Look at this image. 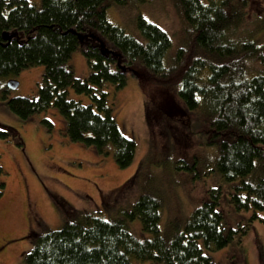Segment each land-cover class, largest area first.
<instances>
[{
  "label": "trees",
  "instance_id": "trees-1",
  "mask_svg": "<svg viewBox=\"0 0 264 264\" xmlns=\"http://www.w3.org/2000/svg\"><path fill=\"white\" fill-rule=\"evenodd\" d=\"M127 2L39 0L36 5L28 0H0V78L14 79L24 69L43 67L37 96L9 98L8 110L25 120L56 109L65 120L70 142L92 147L100 155L111 153L116 166L124 169L133 159L135 144L118 130L105 86L111 85L113 91L123 88L130 73L143 91L148 87L171 91L199 115L205 145L215 147L212 170L220 182L235 183L228 203L237 210L251 209L249 222L253 221L256 212L264 211V0H169L181 24L172 52L170 36L140 16L135 27L144 42L107 20V8ZM69 29L85 34L86 40L79 42ZM3 33L15 36L5 43ZM90 34L114 55L101 54ZM76 50L89 69L84 79L75 78L67 65ZM68 89L90 103L68 98ZM6 94V87L0 89V99H6ZM43 123L52 126L46 119ZM7 136L17 132L0 126V139ZM148 164L149 156L139 168L142 174ZM175 165L189 173L196 169L195 161L178 160ZM3 176L0 168V198ZM144 190L120 215L109 219L70 208L67 216L74 220H65L60 229L29 230L27 238L33 245L25 264H212L198 240L209 252L230 243L236 250L248 230L249 224L225 230L217 209L221 192L216 187L210 199L192 210L180 231L166 236L167 227L165 234L158 229L163 204L158 188ZM135 219L148 238L131 233Z\"/></svg>",
  "mask_w": 264,
  "mask_h": 264
},
{
  "label": "rangeland",
  "instance_id": "rangeland-1",
  "mask_svg": "<svg viewBox=\"0 0 264 264\" xmlns=\"http://www.w3.org/2000/svg\"><path fill=\"white\" fill-rule=\"evenodd\" d=\"M28 1L39 4V0ZM137 16L170 36V52L177 47L175 32L181 24L169 0H128L125 6L106 9L110 23L144 42L135 27ZM67 65L75 78L84 79L89 74L79 50L71 54ZM42 73V66L22 70L14 78L18 81L17 88L7 89L6 99H0V126L17 132V136L0 139V168L5 184L0 198V264H25V256L33 245L27 238L28 231L60 229L65 220H74L67 216V209L87 214L96 212L109 219L120 215L128 203H134L143 188L151 191L154 185L163 201L158 229L165 234L167 227L166 236L180 231L192 210L210 199V191L219 187L217 209L222 213L225 230H237L248 224L249 227L240 236L236 250L230 243L209 252L198 240L202 253L210 257L212 264H264V211L256 212L257 218L249 222L251 209L237 210L228 203L235 183L220 182L219 174L212 170L215 147L205 145L206 137L196 110L187 109L171 91L154 87L141 90L130 73L123 88L113 91L111 85L105 86L118 130L135 144L130 165L120 169L111 153L100 155L92 147L70 142L65 120L56 109L33 114L25 120L8 110L9 98L37 96ZM7 80L0 78V89L5 88ZM67 92L70 99L90 103L87 97L71 89ZM43 119L52 126L48 127ZM18 141L20 146L16 144ZM148 156L149 169L142 174L139 168ZM178 160L195 161L197 173L175 168ZM261 176L264 177V171ZM130 231L138 239L149 237L141 232L138 219L130 223Z\"/></svg>",
  "mask_w": 264,
  "mask_h": 264
},
{
  "label": "water",
  "instance_id": "water-1",
  "mask_svg": "<svg viewBox=\"0 0 264 264\" xmlns=\"http://www.w3.org/2000/svg\"><path fill=\"white\" fill-rule=\"evenodd\" d=\"M68 32L75 34L79 42H82L81 41L82 38L85 37V34L76 33L73 29H69ZM14 36H15L14 33H3L1 40L3 42L7 43ZM89 37H91L92 39H94L98 43V47H99L101 54L109 53L111 55H114V53L112 51H109L104 47L103 41L99 37L92 35V34H90ZM0 44H2V43H0ZM17 86H18V81L15 79H8L6 81V84H5L6 89H15V88H17Z\"/></svg>",
  "mask_w": 264,
  "mask_h": 264
},
{
  "label": "flooded vegetation",
  "instance_id": "flooded-vegetation-1",
  "mask_svg": "<svg viewBox=\"0 0 264 264\" xmlns=\"http://www.w3.org/2000/svg\"><path fill=\"white\" fill-rule=\"evenodd\" d=\"M84 40H86V37H84Z\"/></svg>",
  "mask_w": 264,
  "mask_h": 264
}]
</instances>
